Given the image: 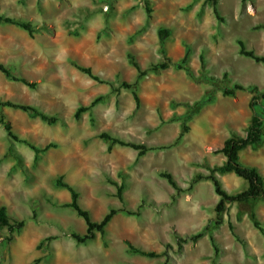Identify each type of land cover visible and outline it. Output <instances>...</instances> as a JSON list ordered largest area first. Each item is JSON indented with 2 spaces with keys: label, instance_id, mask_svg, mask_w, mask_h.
Returning <instances> with one entry per match:
<instances>
[{
  "label": "rangeland",
  "instance_id": "obj_1",
  "mask_svg": "<svg viewBox=\"0 0 264 264\" xmlns=\"http://www.w3.org/2000/svg\"><path fill=\"white\" fill-rule=\"evenodd\" d=\"M149 6L150 14L145 0H0L1 14L34 27L31 35L0 23V60L16 76L37 82L30 88L0 71V100L34 105L59 119L49 124L20 109L0 107V118L4 114L21 140L39 147L56 144L35 161L34 150L10 137L0 123V206L7 207L13 221L25 222L11 241L9 229L0 230V264H164L165 257L130 253L126 241L159 252L171 244L168 264H264V234L250 216L254 210L264 229V197L228 204L224 224L210 233L220 248L217 256L209 233L178 250L176 236L204 231L216 215L219 196L210 180H202L171 204L175 190L160 176L161 171H170L187 188L195 173H208L206 165L225 162L215 150L227 138L246 135L253 116L252 93L225 96L226 84L197 78L204 55L210 75L221 78L228 72V85L256 84L264 90V63L240 54L238 43L241 39L248 49L264 55V28L259 27L264 24V0H219L220 19L206 0H149ZM161 28L170 31L164 47L174 64L139 81L138 109L131 90L116 92L72 63L91 67L117 85L134 82L137 70L128 56L132 54L143 69L162 61ZM188 47L195 80L175 66ZM210 92L214 101L188 120L190 109L184 103L192 105ZM98 96L103 100L76 119L77 108ZM184 124L189 131L179 144L143 156L119 145L110 150L99 136L109 132L149 146L168 145ZM240 156L242 163L257 166L264 174V139ZM59 178L79 192L80 204L95 221L110 208L136 210L143 199L156 206L138 216L118 213L105 237L98 234L79 244L71 233L83 234L87 225L75 210L61 206L71 200V193L57 185ZM109 178L125 181L124 203ZM219 178L229 193L247 187L235 173ZM51 236L56 238L47 240Z\"/></svg>",
  "mask_w": 264,
  "mask_h": 264
},
{
  "label": "trees",
  "instance_id": "obj_2",
  "mask_svg": "<svg viewBox=\"0 0 264 264\" xmlns=\"http://www.w3.org/2000/svg\"><path fill=\"white\" fill-rule=\"evenodd\" d=\"M146 1V11L148 14L151 13V7L149 6V0ZM211 3L213 6V11L218 19H220V12L218 8L219 0H206ZM0 23H8L13 24L18 27L23 28L24 30L28 31L31 35L34 33V27L31 23L26 22L20 18H14L8 15H4L0 13ZM260 28H264V24L259 25ZM160 39L162 41V54L163 60L157 63L150 65L148 68L143 69L140 63L136 60V58L130 54L128 56L130 64L137 70V77L136 81L128 82V81H121L118 83L110 80L104 79L101 76L95 74L91 67L82 66L76 62H72L74 66H76L80 71L86 73L94 80L99 83H106L111 86V89L120 92L122 89L131 90L136 101V109L139 108L140 105V98L137 93L138 83L141 79L148 76L150 73L159 74L160 72L168 69L171 67L173 63L172 59L167 55L166 49L164 47L165 41L170 35V31L167 28H161L159 30ZM239 52L240 54L250 57L257 62L264 63V55H260L256 53L254 50L248 49L246 43L243 40H239ZM192 50L190 47L186 49L185 55L183 58L175 63L177 69L185 70L188 76L191 79H196V75L194 70L192 69L191 65L189 64L190 56ZM200 78L199 80H206L213 83L222 82L226 84L223 89V94L225 96H235L239 91H249L252 93V98L250 101V107L253 110V116L251 122L247 128V132L245 136L233 134L229 138H227L223 145L215 150V153H221L225 156V162L220 166H210L206 165L205 168L208 170V173L205 174L203 172H197L193 175L190 180V183L187 188L182 187L178 181L175 179L174 175L170 171H161L160 176L165 178L169 184L174 188L175 193L172 195L171 204L176 202L177 197L179 194L183 192H188L193 190L194 186L202 180H210L213 183L214 190L216 194L219 196V201L215 207L216 215L213 219L209 221L205 230L202 232H198L194 235L190 236H176V242L178 246V250L183 248V245L188 241L197 242L200 238L205 236L206 234H210L212 231V227H218L224 224L225 218L224 214L228 210L229 203H249L252 201H257L264 197V174L259 170L257 166H250L246 165L241 162L240 152L249 146H257L262 143L264 139V90H262L256 84H249L245 85L240 82L232 83L228 85L230 82L228 72H225L221 78L210 75L207 70V63L206 58L204 55L200 56ZM0 71L4 73L8 78L21 81L24 84L28 85L30 88H35L37 86V82L30 81L23 77L16 76L13 71L0 60ZM103 100V96L96 97L89 105H81L77 108L75 112V118L79 119L81 115L87 111L92 110L98 103ZM214 101V93L210 92L207 93L201 100L196 101L192 105L188 103H184L186 107L190 109V114L188 116V120L193 117L200 109H202L205 105L210 104ZM256 105H260L262 107L261 111L256 109ZM0 107H10L14 109H20L22 111L28 112L32 116L40 117L43 121H46L49 124L56 123L59 119L57 116L50 115L40 108L34 105L28 104H21L16 103L11 100H0ZM0 123L4 125L5 130L7 131L8 135L17 141H22L29 145L31 149L35 152V161H38L40 156L47 152L51 148H55L56 144L54 142H50L44 147H39L31 142L26 140H21L18 136H16L12 131L11 124L5 120L4 114L1 115ZM189 131V126L187 124L183 125V128L177 138L171 144L166 145H159V146H149L145 143H138L132 140H127L115 135H112L109 132H101L100 138L105 142L109 143V149L115 145L129 147L138 152V156H143L150 151H158V150H165L174 147L175 145L179 144L182 138L185 136L186 133ZM226 173H235L240 178L244 179L247 182V187L237 193H229L222 185V182L219 178V175L226 174ZM109 181L116 186L117 188V196L119 200L124 203V190L126 188V183L123 182L119 183L112 178H109ZM57 185L63 188H67L71 193V200L65 203H62L61 206L69 207L77 212L79 216H81L87 225L86 232L81 234L77 232H72V238L79 244H84L89 241L96 239L98 234H101L103 237L106 235V229L108 224L112 221V219L118 213H125L127 215H140L141 211L148 206H156L154 201L147 202L145 199L142 200L141 204L137 207L136 210L128 209V208H110L109 211L104 215V217L99 220L95 221L91 218V214L87 209H84L79 202V192L70 184L64 182L62 178L57 180ZM168 203L162 204V206H167ZM251 219L256 228H258L263 234L264 229L262 228L261 222L258 219L257 213L252 210L251 211ZM25 226L24 221H13L8 213L6 206H0V230L4 228H8L11 236L8 237V240L13 239V235L15 232H19ZM229 228L232 231L233 235L238 239V236L235 233V227L233 223H229ZM56 236L48 237L47 240L55 239ZM210 241L214 248L216 256L220 253V248L217 243V240L213 234H210ZM128 245L129 252L132 254H139L148 258H160L165 257L164 264H168L171 259V254L169 250L173 249L171 244L166 245V249L164 251H156V250H145L139 248L132 244L129 241H126Z\"/></svg>",
  "mask_w": 264,
  "mask_h": 264
}]
</instances>
